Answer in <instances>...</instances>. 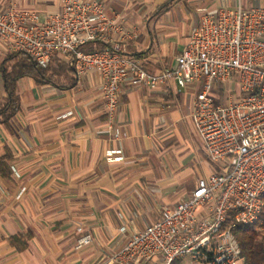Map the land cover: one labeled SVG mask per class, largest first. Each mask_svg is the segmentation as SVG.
Wrapping results in <instances>:
<instances>
[{
	"label": "crops",
	"instance_id": "1",
	"mask_svg": "<svg viewBox=\"0 0 264 264\" xmlns=\"http://www.w3.org/2000/svg\"><path fill=\"white\" fill-rule=\"evenodd\" d=\"M102 1L129 33L123 48L150 71L175 65L203 13L264 3ZM9 6L33 8L44 19L60 10V0H0V8ZM11 52L0 39V68ZM16 88L20 108L7 127L0 124V156L11 154V175L0 176V264H120L110 256L130 235L220 170L193 128L194 85H123L111 118L97 73L61 74L57 83L23 76ZM191 155L195 164L188 165ZM84 233L92 241L76 249Z\"/></svg>",
	"mask_w": 264,
	"mask_h": 264
},
{
	"label": "built area",
	"instance_id": "2",
	"mask_svg": "<svg viewBox=\"0 0 264 264\" xmlns=\"http://www.w3.org/2000/svg\"><path fill=\"white\" fill-rule=\"evenodd\" d=\"M128 35L122 21L106 14L102 0H60V10L44 19L33 8H0V39L11 51H24L42 67L64 57L76 76L99 75L109 118L123 85L155 87L172 79L180 88L197 87L193 128L220 170L199 178L186 199L130 235L110 259L244 264L232 229L255 223L264 206V3L203 13L189 29L175 65L160 71L148 70L126 52L121 42ZM90 42L103 47L80 49ZM225 82L237 85V100L228 90L224 102L216 101ZM91 241L84 233L75 248Z\"/></svg>",
	"mask_w": 264,
	"mask_h": 264
},
{
	"label": "trees",
	"instance_id": "3",
	"mask_svg": "<svg viewBox=\"0 0 264 264\" xmlns=\"http://www.w3.org/2000/svg\"><path fill=\"white\" fill-rule=\"evenodd\" d=\"M100 43H86L80 46L83 51L101 49ZM56 65L52 66V62ZM0 73L3 81L4 96L0 95V124L7 127L10 118L19 110L20 101L17 94V81L23 76L33 77L39 83H57L62 74L72 78L74 71L67 62L53 58L46 67H42L24 51H12L2 62ZM11 154L6 151L0 156V176L9 177ZM264 200V196H263ZM241 248V259L244 264H264V206L259 219L250 225H236L232 229ZM18 237H21L18 235ZM171 264H184L182 257H176Z\"/></svg>",
	"mask_w": 264,
	"mask_h": 264
},
{
	"label": "rangeland",
	"instance_id": "4",
	"mask_svg": "<svg viewBox=\"0 0 264 264\" xmlns=\"http://www.w3.org/2000/svg\"><path fill=\"white\" fill-rule=\"evenodd\" d=\"M228 90H231L232 92H234V96L233 99L237 100L239 98L238 96V92H237V85L235 83L229 84L228 82H225L222 84V89L219 90V92H217V97H216V101L217 102H224L226 99V95ZM195 131V130H194ZM198 138V137H197ZM196 138V139H197ZM194 148L198 149V145H193ZM195 156L191 155L188 160H187V164L188 165H192L195 164V160H194Z\"/></svg>",
	"mask_w": 264,
	"mask_h": 264
}]
</instances>
